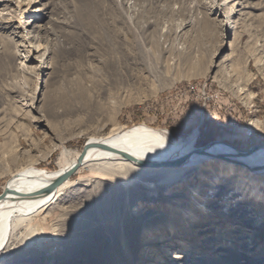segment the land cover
<instances>
[{"label": "rangeland", "instance_id": "374dc122", "mask_svg": "<svg viewBox=\"0 0 264 264\" xmlns=\"http://www.w3.org/2000/svg\"><path fill=\"white\" fill-rule=\"evenodd\" d=\"M230 1L0 0V194L114 123L196 132L195 148L263 145L264 0ZM206 168L172 188L75 175L0 264H264V184L250 202L199 190L201 208L195 191L173 219L169 194L199 189Z\"/></svg>", "mask_w": 264, "mask_h": 264}, {"label": "bare ground", "instance_id": "6f19581e", "mask_svg": "<svg viewBox=\"0 0 264 264\" xmlns=\"http://www.w3.org/2000/svg\"><path fill=\"white\" fill-rule=\"evenodd\" d=\"M20 19L21 15L18 22L21 26ZM195 142L196 132L177 138L166 129L143 123L128 127L114 123L107 134L89 137L75 155L63 149L58 156L55 171L26 167L15 172L2 188V192H7L0 201V262L5 245L13 235L23 227L31 230V218L61 197L63 191L72 184L75 175L78 181L85 177L105 181L109 176H115L124 179V183H129L130 179L127 178L148 181L152 183L149 186L152 189L156 185L172 188L184 178L198 176L202 173L201 167L207 165L206 179L200 178L204 182L199 189V181H195L199 177H196L186 182L184 189L178 192L175 189L169 194L170 199L178 200L180 204L173 219H177L182 210L183 196H190L196 191L194 199L197 206L201 208L205 204V197L197 192L199 190H211L214 197L232 191V196L242 197V201H257L264 184V144L241 151L227 146L226 142L218 141L200 148L194 147ZM79 162L81 164L69 177L63 181L58 180ZM211 180L218 182L212 185L209 183ZM231 182L235 185L233 188L230 187ZM160 196L151 194L155 200ZM184 257L176 252L169 258L179 262Z\"/></svg>", "mask_w": 264, "mask_h": 264}, {"label": "water", "instance_id": "95a60500", "mask_svg": "<svg viewBox=\"0 0 264 264\" xmlns=\"http://www.w3.org/2000/svg\"><path fill=\"white\" fill-rule=\"evenodd\" d=\"M81 164V162H79V164H77L72 170H70L69 172H67L66 174H64L63 176H61L60 178H58L59 181H63L65 180L67 177H69L71 175V173H73L77 167H79V165ZM7 190L3 191L0 194V201L5 197Z\"/></svg>", "mask_w": 264, "mask_h": 264}, {"label": "trees", "instance_id": "16d2710c", "mask_svg": "<svg viewBox=\"0 0 264 264\" xmlns=\"http://www.w3.org/2000/svg\"><path fill=\"white\" fill-rule=\"evenodd\" d=\"M171 133H172V135L173 136H175V137H178V136H180L182 133L181 132H177V131H175V130H173V129H170L169 130Z\"/></svg>", "mask_w": 264, "mask_h": 264}]
</instances>
